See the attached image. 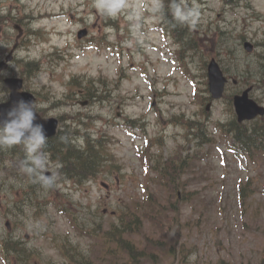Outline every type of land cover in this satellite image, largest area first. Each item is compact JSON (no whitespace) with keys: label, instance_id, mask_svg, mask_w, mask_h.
<instances>
[{"label":"rangeland","instance_id":"374dc122","mask_svg":"<svg viewBox=\"0 0 264 264\" xmlns=\"http://www.w3.org/2000/svg\"><path fill=\"white\" fill-rule=\"evenodd\" d=\"M152 2L127 0L120 16L106 19L92 0H0V60L21 29L3 77L23 78L38 112L59 118L61 129L100 136L112 161L87 182L35 193L0 162V264H73L62 244L95 264H264V152L233 153L225 127L236 120L233 97L247 87L264 105V0H194L195 29L175 26L188 46L144 9L142 43L127 47L136 21L126 16ZM82 28L88 33L78 38ZM211 59L228 78L217 100ZM5 88L0 78V100ZM120 221L137 223L124 235L133 254L104 242ZM24 250L33 253L28 261Z\"/></svg>","mask_w":264,"mask_h":264},{"label":"trees","instance_id":"16d2710c","mask_svg":"<svg viewBox=\"0 0 264 264\" xmlns=\"http://www.w3.org/2000/svg\"><path fill=\"white\" fill-rule=\"evenodd\" d=\"M168 3L169 0H164V19L167 20L166 22L170 24L169 26H167L166 30H171L174 36H176L177 38L180 37V41L184 46H188L189 41L186 39L185 34H183V30L176 28V25L173 26L174 22L172 21L171 15L168 12ZM182 36L184 37L183 39ZM262 45L264 46V43ZM30 73L31 63L28 62L27 74ZM225 127H227L226 133H228V136H230L231 139V149L236 154H242L245 156L252 157V155L256 156L258 153L264 152V117H260L252 122L245 123H238L235 119H232L231 121H229V123L225 125ZM64 135L66 138V142H62L61 139L50 138L47 140V146L44 149V151L47 153L48 157L51 160H55L57 164L62 165L61 169H59V174L62 178H65V176L69 178H74L77 182H81V180H87L88 178L95 176L96 173L104 167V161L107 155L110 158L109 154L107 152H104L100 140L92 139L88 133L84 135L85 140L83 144L70 142L69 137L72 134L68 136L67 133H64ZM197 140L200 144H203L204 142H207L208 139L206 138L205 134L201 133L197 136ZM9 158L11 161V164L9 165L12 171L17 169L20 170L19 164L20 161L24 158L23 146L15 145L11 148L5 147L3 149H0V161L7 162L6 159ZM185 162L186 158L184 156L181 157L180 164L175 166V176L180 177L183 174ZM19 177L20 179H17L21 180L23 183H27V187L31 192L35 193L42 188L39 183H34L31 177L22 173L21 171H19ZM188 193L191 194V192ZM29 201L33 202L32 199H29ZM38 203L39 200L37 197L36 202L34 204ZM39 209L40 208H38V210ZM128 216L129 218L133 219V216L131 214H128ZM130 225L131 224H125L122 221H120L119 224L112 225L113 228L111 231H104V242L110 243L111 241H116L118 244L124 246L125 248H128L132 252L133 247L130 243L131 241L127 240L124 237L125 233H129L131 230ZM132 225L137 226V223L133 222ZM62 245L65 251H63V253L71 263L95 264L87 257V255H83V253H81L76 246L72 244ZM6 249H8V246L6 247ZM22 253L26 254V256L23 257V260L27 259L30 256V254L27 253L25 250Z\"/></svg>","mask_w":264,"mask_h":264},{"label":"clouds","instance_id":"9594fccd","mask_svg":"<svg viewBox=\"0 0 264 264\" xmlns=\"http://www.w3.org/2000/svg\"><path fill=\"white\" fill-rule=\"evenodd\" d=\"M91 7L104 18L116 19L124 10L129 7L127 0H92ZM147 9L153 21H159L165 17L164 0H153L151 5H138L133 14L126 16L128 20H135L131 26V39H126L123 43L133 48L142 43L143 21L142 12ZM168 12L174 22L173 26H187L195 29L200 18L201 11L198 4L189 0H169ZM2 102V100H0ZM36 103L19 99L6 112L0 113V149L11 148L15 145H22L24 158L20 161V171L33 179L34 183H39L42 187H51L57 180V173L48 174V155L44 151L47 146L44 125L37 123ZM66 142L65 137L60 138ZM62 165L57 164V169ZM194 255L190 259H194Z\"/></svg>","mask_w":264,"mask_h":264},{"label":"water","instance_id":"95a60500","mask_svg":"<svg viewBox=\"0 0 264 264\" xmlns=\"http://www.w3.org/2000/svg\"><path fill=\"white\" fill-rule=\"evenodd\" d=\"M86 33V29H81L78 31L77 35L81 38L85 36ZM244 46L248 52L252 51V45L249 42H245ZM11 59L12 51L6 56L5 60L0 61V72L7 68L8 62L11 61ZM4 81L10 90V94L7 101L0 102V113H6L14 105V103L21 98L26 101L35 102V96L31 92L21 91L23 86L22 78L7 77ZM226 82L227 79L224 76L219 64L214 59H211L208 64V86L210 95L213 99H219L223 96ZM251 89V87H248L242 91L241 94H237L233 98L234 109L239 122L252 120L257 116L264 115V106L259 105L249 96ZM209 107L210 103L207 104L206 109L208 110ZM36 122L44 125L46 137H50L55 134L58 125V120L56 118H42L37 113Z\"/></svg>","mask_w":264,"mask_h":264},{"label":"flooded vegetation","instance_id":"af4514ba","mask_svg":"<svg viewBox=\"0 0 264 264\" xmlns=\"http://www.w3.org/2000/svg\"><path fill=\"white\" fill-rule=\"evenodd\" d=\"M13 61V60H12ZM8 67H10V64H9V66ZM53 138H55V137H53Z\"/></svg>","mask_w":264,"mask_h":264},{"label":"bare ground","instance_id":"6f19581e","mask_svg":"<svg viewBox=\"0 0 264 264\" xmlns=\"http://www.w3.org/2000/svg\"><path fill=\"white\" fill-rule=\"evenodd\" d=\"M245 47V46H244ZM262 66H264V65H262ZM264 106V105H263Z\"/></svg>","mask_w":264,"mask_h":264}]
</instances>
